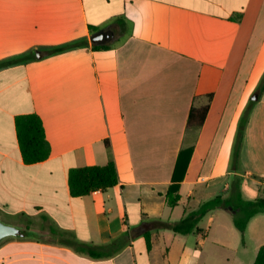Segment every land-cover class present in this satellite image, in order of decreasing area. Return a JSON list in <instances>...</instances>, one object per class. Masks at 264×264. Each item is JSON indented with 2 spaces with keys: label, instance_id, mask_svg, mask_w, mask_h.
Returning a JSON list of instances; mask_svg holds the SVG:
<instances>
[{
  "label": "crops",
  "instance_id": "crops-1",
  "mask_svg": "<svg viewBox=\"0 0 264 264\" xmlns=\"http://www.w3.org/2000/svg\"><path fill=\"white\" fill-rule=\"evenodd\" d=\"M100 32L110 36L92 41ZM263 78L264 0H0V220L21 230L0 241V264H254L264 212L244 235L223 208L191 234L153 223L235 189L264 198ZM206 106L189 128L191 109ZM27 115L41 118L50 149L34 164L18 141ZM110 162L117 186L71 196V169ZM126 231L130 244L111 258L75 250Z\"/></svg>",
  "mask_w": 264,
  "mask_h": 264
},
{
  "label": "trees",
  "instance_id": "trees-1",
  "mask_svg": "<svg viewBox=\"0 0 264 264\" xmlns=\"http://www.w3.org/2000/svg\"><path fill=\"white\" fill-rule=\"evenodd\" d=\"M81 42H73L53 49V52H62L77 47ZM95 50L101 47L95 46ZM264 88V78L260 89ZM209 106L201 109L192 108L188 120L189 128L200 129L204 123ZM18 141L26 164H34L46 160L50 156V149L46 140L43 122L38 115H27L17 119L16 122ZM186 152V159L182 154ZM192 148L183 151L176 163L166 198L168 206L176 207L181 199L180 186L184 179L190 160ZM68 182L72 197H83L99 190H106L119 184L118 170L114 162L103 166H86L73 168L69 171ZM230 210L235 227L244 235L249 221L256 215L264 212V198L246 200L239 189H235L228 198L215 197L200 206L196 211L189 213L178 223L156 221L153 223L158 228L171 229L180 234H191L199 231L198 225L204 217L216 209ZM148 250L151 249L149 232L145 233ZM130 244V234L125 232L120 237L104 246L76 245L75 250L87 254L93 259H107L115 256ZM254 264H264V246L259 249Z\"/></svg>",
  "mask_w": 264,
  "mask_h": 264
},
{
  "label": "water",
  "instance_id": "water-1",
  "mask_svg": "<svg viewBox=\"0 0 264 264\" xmlns=\"http://www.w3.org/2000/svg\"><path fill=\"white\" fill-rule=\"evenodd\" d=\"M106 35H107L106 32L97 33L92 37V41L94 42L103 41ZM20 233H21V230L17 226L7 224L3 222L2 220H0V241H3L10 237H15L19 235Z\"/></svg>",
  "mask_w": 264,
  "mask_h": 264
},
{
  "label": "flooded vegetation",
  "instance_id": "flooded-vegetation-1",
  "mask_svg": "<svg viewBox=\"0 0 264 264\" xmlns=\"http://www.w3.org/2000/svg\"><path fill=\"white\" fill-rule=\"evenodd\" d=\"M109 36H110V33H107V35L105 36L104 40H106Z\"/></svg>",
  "mask_w": 264,
  "mask_h": 264
}]
</instances>
